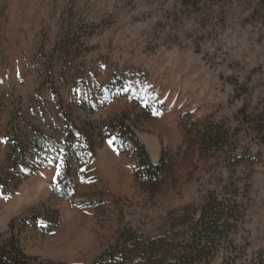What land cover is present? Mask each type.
<instances>
[{"label":"rangeland","instance_id":"obj_1","mask_svg":"<svg viewBox=\"0 0 264 264\" xmlns=\"http://www.w3.org/2000/svg\"><path fill=\"white\" fill-rule=\"evenodd\" d=\"M214 197L201 260L264 264V0H0L10 264H179Z\"/></svg>","mask_w":264,"mask_h":264},{"label":"trees","instance_id":"obj_2","mask_svg":"<svg viewBox=\"0 0 264 264\" xmlns=\"http://www.w3.org/2000/svg\"><path fill=\"white\" fill-rule=\"evenodd\" d=\"M121 128H123V119L119 120ZM135 144L141 151V161L137 164V173H140L144 178L152 180L153 178H157L160 176L166 169V165L164 163L163 158H160L158 163H153L150 161L148 153L139 140L136 139ZM211 212L214 215V219L212 225L214 230L217 232L219 242L225 240V232L229 231L231 228H236L241 220V214L238 205H230L225 204L224 201L219 200L217 198L211 199L210 202L206 204L203 210V219H201L200 230H196L197 238L194 239L193 248L190 250L187 257L184 260H181L179 264H207V262L202 261L203 255H208L207 249L208 246L205 242H203L202 233L206 231L204 225L206 222L205 214ZM236 251V250H235ZM235 251H233L235 253ZM233 253V254H234ZM263 251H260L257 255L260 257L263 255ZM8 252L4 249H0V264H10L12 258L9 256L7 258ZM236 259V256L229 258V261L233 263V260ZM164 259H156L155 262H151V264H164Z\"/></svg>","mask_w":264,"mask_h":264},{"label":"snow or ice","instance_id":"obj_3","mask_svg":"<svg viewBox=\"0 0 264 264\" xmlns=\"http://www.w3.org/2000/svg\"><path fill=\"white\" fill-rule=\"evenodd\" d=\"M109 143H111V141H109Z\"/></svg>","mask_w":264,"mask_h":264}]
</instances>
